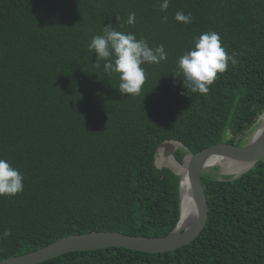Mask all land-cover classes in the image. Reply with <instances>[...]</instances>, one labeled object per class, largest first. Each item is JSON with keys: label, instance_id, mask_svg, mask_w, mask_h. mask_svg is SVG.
<instances>
[{"label": "trees", "instance_id": "1", "mask_svg": "<svg viewBox=\"0 0 264 264\" xmlns=\"http://www.w3.org/2000/svg\"><path fill=\"white\" fill-rule=\"evenodd\" d=\"M0 0V159L23 191L0 197V261L90 232L163 237L179 218L180 176L154 164L176 141L181 161L210 146H242L264 111V0ZM190 14L188 24L176 12ZM134 12L135 23H126ZM167 18L165 22L164 18ZM163 45L144 64L139 95L121 96L88 44L103 27ZM214 31L235 56L207 94L177 62ZM176 76V77H174ZM158 82V83H157ZM208 217L189 244L164 253L69 252L39 264H264V157L236 179L201 175Z\"/></svg>", "mask_w": 264, "mask_h": 264}, {"label": "clouds", "instance_id": "2", "mask_svg": "<svg viewBox=\"0 0 264 264\" xmlns=\"http://www.w3.org/2000/svg\"><path fill=\"white\" fill-rule=\"evenodd\" d=\"M170 0H162L160 10L166 11ZM135 13L128 14L126 23H135ZM166 17L164 21H166ZM175 21L188 24L190 14L178 11ZM88 51L95 53V67L98 61H104L103 71L107 75L115 74L119 80L118 92L121 96L139 95L146 80L144 64H159L167 59L164 46L149 47L143 39H137L134 34L117 31L109 26L103 27L101 35H95L88 44ZM229 55L221 45L218 33L209 31L193 38V47L181 55L177 62V76L183 77V87L192 93L207 94L209 86L215 81L218 73L227 70L229 62L235 64V56ZM176 77V76H174ZM158 83V82H157ZM23 191V176L5 159H0V197L15 196ZM11 235L10 230L0 234V239Z\"/></svg>", "mask_w": 264, "mask_h": 264}, {"label": "water", "instance_id": "3", "mask_svg": "<svg viewBox=\"0 0 264 264\" xmlns=\"http://www.w3.org/2000/svg\"><path fill=\"white\" fill-rule=\"evenodd\" d=\"M255 130L260 133L256 139L252 136L242 146L219 143L194 154H186L181 161L175 158V152L182 149L176 141H164L157 148L154 164L158 169L166 168L180 176L179 182V218L174 229L163 237L129 236L118 232H90L74 234L40 248L36 251L0 261V264H39L60 255L75 252L105 249L109 247L123 248L146 253H164L176 250L191 243L202 231L208 217V205L201 182V175L206 167V161L212 156L226 157L242 163L245 170L232 179H236L251 169L264 157V111L258 117ZM177 167L183 168L190 196L194 206V214L184 226L181 221V174Z\"/></svg>", "mask_w": 264, "mask_h": 264}, {"label": "bare ground", "instance_id": "4", "mask_svg": "<svg viewBox=\"0 0 264 264\" xmlns=\"http://www.w3.org/2000/svg\"><path fill=\"white\" fill-rule=\"evenodd\" d=\"M260 133V130L257 132H254L252 135L253 139H256ZM227 165H231L233 167V172L237 175L243 170H245L246 166H244L242 163L234 162L226 157L222 156H212L208 158L206 161V167H214V166H222L225 167ZM178 172L181 174L182 180H181V200H182V214H181V221L180 226L186 225L188 222V219L194 214V206L193 202L190 196V191L188 188L187 180H186V173L183 168L177 167Z\"/></svg>", "mask_w": 264, "mask_h": 264}, {"label": "rangeland", "instance_id": "5", "mask_svg": "<svg viewBox=\"0 0 264 264\" xmlns=\"http://www.w3.org/2000/svg\"><path fill=\"white\" fill-rule=\"evenodd\" d=\"M255 130H256V128L255 129H252V130H250V131L247 132V134L243 138L244 144L249 141V139L251 138V136L253 135V133L255 132ZM203 173L209 174V175H211V176H213V177H215L217 179H221L224 176H233V175H236L233 172V167L231 165H227L225 167H222V166L210 167V168L204 169Z\"/></svg>", "mask_w": 264, "mask_h": 264}]
</instances>
